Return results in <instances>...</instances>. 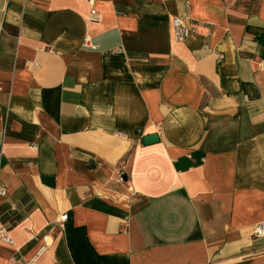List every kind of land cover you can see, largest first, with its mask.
Returning a JSON list of instances; mask_svg holds the SVG:
<instances>
[{
  "label": "crops",
  "instance_id": "obj_1",
  "mask_svg": "<svg viewBox=\"0 0 264 264\" xmlns=\"http://www.w3.org/2000/svg\"><path fill=\"white\" fill-rule=\"evenodd\" d=\"M94 7L0 0V264H264V0Z\"/></svg>",
  "mask_w": 264,
  "mask_h": 264
},
{
  "label": "built area",
  "instance_id": "obj_2",
  "mask_svg": "<svg viewBox=\"0 0 264 264\" xmlns=\"http://www.w3.org/2000/svg\"><path fill=\"white\" fill-rule=\"evenodd\" d=\"M88 3L91 5L92 10L90 14V21L91 22H98L101 19V15L95 10V0H88ZM173 28L175 37L178 40H184L185 38L189 37L191 33L195 32V29L184 24L183 21L179 18L173 19ZM118 183H124L125 182V176L123 173H120L117 177ZM7 190L5 187L0 185V196H6ZM67 217L63 216L60 219V223L64 222ZM255 236L257 238H264V221L259 223L254 230ZM0 235L3 242L6 243H13V240L9 236V231L7 228L2 227L0 229ZM41 240L43 241V245L39 251V254L45 253L49 247L53 244V238L50 234L42 235Z\"/></svg>",
  "mask_w": 264,
  "mask_h": 264
},
{
  "label": "water",
  "instance_id": "obj_3",
  "mask_svg": "<svg viewBox=\"0 0 264 264\" xmlns=\"http://www.w3.org/2000/svg\"><path fill=\"white\" fill-rule=\"evenodd\" d=\"M159 141V138L157 135H148L143 137V142L146 145L155 144Z\"/></svg>",
  "mask_w": 264,
  "mask_h": 264
}]
</instances>
